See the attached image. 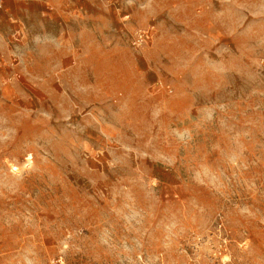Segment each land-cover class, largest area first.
Listing matches in <instances>:
<instances>
[{
    "label": "rangeland",
    "instance_id": "1",
    "mask_svg": "<svg viewBox=\"0 0 264 264\" xmlns=\"http://www.w3.org/2000/svg\"><path fill=\"white\" fill-rule=\"evenodd\" d=\"M0 264H264V0H0Z\"/></svg>",
    "mask_w": 264,
    "mask_h": 264
},
{
    "label": "built area",
    "instance_id": "2",
    "mask_svg": "<svg viewBox=\"0 0 264 264\" xmlns=\"http://www.w3.org/2000/svg\"><path fill=\"white\" fill-rule=\"evenodd\" d=\"M150 36V30L147 28H140L137 30H134L131 34V43L133 46H142L143 43L149 38Z\"/></svg>",
    "mask_w": 264,
    "mask_h": 264
}]
</instances>
